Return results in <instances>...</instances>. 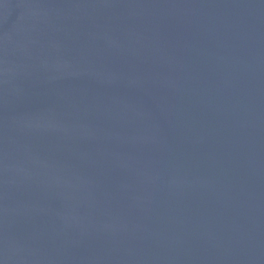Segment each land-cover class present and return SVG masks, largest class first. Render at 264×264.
Returning a JSON list of instances; mask_svg holds the SVG:
<instances>
[{
  "label": "water",
  "instance_id": "1",
  "mask_svg": "<svg viewBox=\"0 0 264 264\" xmlns=\"http://www.w3.org/2000/svg\"><path fill=\"white\" fill-rule=\"evenodd\" d=\"M0 264H264V0H0Z\"/></svg>",
  "mask_w": 264,
  "mask_h": 264
}]
</instances>
